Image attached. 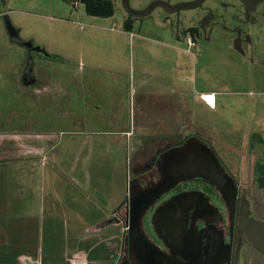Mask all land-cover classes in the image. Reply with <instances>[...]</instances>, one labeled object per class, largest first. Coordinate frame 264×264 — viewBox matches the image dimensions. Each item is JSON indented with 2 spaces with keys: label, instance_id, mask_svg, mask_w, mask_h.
Masks as SVG:
<instances>
[{
  "label": "rangeland",
  "instance_id": "obj_1",
  "mask_svg": "<svg viewBox=\"0 0 264 264\" xmlns=\"http://www.w3.org/2000/svg\"><path fill=\"white\" fill-rule=\"evenodd\" d=\"M9 8L21 37L42 46L46 53L34 55V82L25 83L26 51L11 43L0 21V191L9 194L14 165L17 201H23L29 194L20 191L25 187L27 159L48 162L56 171L60 160L54 158L65 156L60 151L71 142L77 147V159L91 157L95 168L90 175L105 180L107 191H66L65 201L56 191L46 195L32 191L31 195L49 214L55 213L47 203L56 204L63 216L74 214L81 220L94 207L83 203L94 200L97 210L101 202L106 204L99 220L114 218L128 177L142 170L155 152L154 145L195 136L214 147L229 173L261 206L259 217L264 219V87L251 81L243 69L222 55H213L208 63L200 61L191 48L186 47L189 53L174 48L178 43L163 29L135 24L130 32L119 14L90 16L81 3L12 0ZM159 87L173 92L176 112L141 115L142 106L155 110ZM210 92L218 97L213 111L198 100L201 93ZM207 101L214 103L213 98ZM74 103L82 114L71 115ZM67 201L77 204L74 213L63 207L71 206ZM111 230L109 236L120 229ZM32 245L18 247V252L34 254L26 250ZM46 251L56 257L49 245Z\"/></svg>",
  "mask_w": 264,
  "mask_h": 264
},
{
  "label": "flooded vegetation",
  "instance_id": "obj_2",
  "mask_svg": "<svg viewBox=\"0 0 264 264\" xmlns=\"http://www.w3.org/2000/svg\"><path fill=\"white\" fill-rule=\"evenodd\" d=\"M11 1L0 0V21L11 43L20 47L12 42L7 28L8 23L12 24L21 37L20 29L13 25L9 17ZM67 1L75 5L80 3L79 0ZM103 1L112 4L113 16L119 14L124 20L132 21L133 27L137 24L139 28L154 26L167 31L178 43L174 48L179 52L185 53L188 52L186 47L191 48V53L197 52V58L207 63L213 55H222L243 69V74L249 75L251 81L264 87V0ZM21 48L27 54V49ZM35 54L37 53H33L32 58ZM33 69L34 64L27 77L24 73V81L27 83L34 82ZM189 138H180L163 146L155 144V152L147 159L142 170L136 172L133 177H128L120 211H117L116 217L103 225L104 229L116 222V227L120 229L116 231L117 235L104 237V240L96 237V242L92 243L94 247L82 256L74 258L71 257L72 254L67 253V258L71 257L70 259H65L61 254L49 258L46 254L37 252H18V249L15 252L11 243L0 242V264H23L25 260H30L27 264H188L183 261L185 255L182 251L191 248L189 243L181 241L176 244L166 241L160 235L163 230L159 228L157 234L151 222L154 212L161 205L184 193H195L200 210L195 227L198 231L206 230L208 236L198 244L195 256H201L203 261L210 256L214 264H264V254L255 247L248 232L254 226L262 230L256 222L264 225V219L259 217L263 209L256 205L253 196L229 173L214 147L203 140L201 141L215 151L220 163L235 181L238 189L235 191V197L232 198L231 195L226 200L216 188L202 181L183 182L149 205L143 221L144 240L140 241L137 250L132 247L128 225L129 189L131 188L135 195L136 191H153L162 178L157 167L160 156L172 148L181 146Z\"/></svg>",
  "mask_w": 264,
  "mask_h": 264
},
{
  "label": "crops",
  "instance_id": "obj_3",
  "mask_svg": "<svg viewBox=\"0 0 264 264\" xmlns=\"http://www.w3.org/2000/svg\"><path fill=\"white\" fill-rule=\"evenodd\" d=\"M155 92L157 93V97L154 99L155 110H153L152 107L151 109L147 110V106H142L140 110L145 111H142L141 115L150 112L153 115L156 114V116L160 117L171 115L169 114V110L176 112V108L172 102L174 99L172 96L174 94L170 89L159 87ZM212 98L214 102L213 104L207 101ZM198 100H202L207 105H209L211 111L215 110L218 106V97L213 92L201 93ZM195 106L199 109L196 104ZM192 109L193 107L190 106L189 111L192 112ZM76 110L77 104L74 103L73 112L71 115H75L76 112L78 114H82L81 110ZM82 131L87 130L84 129ZM74 144L75 143L67 142L65 144L67 146L64 145L60 151L62 154H65V156H62V158H54V161L60 160V164L55 165L58 166L56 171H54L53 168L48 167V162L43 163L42 161L36 162L32 158L27 159L24 170V174L26 176L25 187L23 190L20 189V191H29V194H25L24 200L20 203L17 201L18 189L16 186V181L18 180V177L16 175V166L13 165L10 167V179L8 187H10V184L11 187L8 190L9 194H6L7 191H0V242L11 243L13 251L16 252L18 247H21L25 244H35L27 247L26 249H30L31 251L37 253H44L48 249L49 245L50 248L56 250L55 256L61 254L62 257L65 256V259H70L71 257L77 258L79 255L82 256L86 251H89L91 247H94L92 243L96 242V237H100L104 240V237L109 236L108 234L110 232L108 231H112L111 229L116 227L117 223L115 222L111 227H106L103 229V225L113 218L106 219V217H104L103 220L98 219L106 211V204H102L104 202L100 203V211L97 210V204L94 200L91 203L89 201L83 203L90 204L89 206L94 207L93 210L88 207V216L84 214V216L87 218L80 220L77 219V217H73L74 214L70 216H63L60 214L59 207L56 206V204H52L50 206L47 203V207L49 206L51 210L54 208V211H52L55 214L46 213L42 207V204L39 205L37 201H35L36 199L34 200V196L31 195L32 191H40V193L43 195L49 194L48 191H56V195L59 194L58 196L61 198V200L65 201V198L62 197L67 196L66 191L73 192V194L76 191H95V189H98V191H107L106 182L104 183L105 180L102 181L101 179H98L94 176V173L93 175H90L91 172H94L93 168H95L94 163H91V157L88 155L86 156L88 158L84 160L81 159L80 156L79 159H77L74 155L75 149L77 147ZM53 147L54 146H52V148ZM81 149V147L78 148V150ZM90 149L91 147L88 146L86 149L87 153H90ZM111 191L114 190L112 189ZM121 193L125 194V191H121ZM121 193L120 200L122 201L124 194ZM67 202L69 204V201ZM69 205L71 206L69 207L68 205L65 206V204H63V207L65 209L68 207L69 210L71 208V211L74 213V211H76L77 204L72 203ZM80 211L81 210L79 208L77 214H80ZM21 216L25 217L24 221H22V219L18 220L17 217ZM42 245H45V247ZM42 247L44 250H46L42 251ZM67 253H70V255L72 254L70 258H67ZM46 255H48L47 251ZM49 258L53 257L49 256Z\"/></svg>",
  "mask_w": 264,
  "mask_h": 264
},
{
  "label": "water",
  "instance_id": "obj_4",
  "mask_svg": "<svg viewBox=\"0 0 264 264\" xmlns=\"http://www.w3.org/2000/svg\"><path fill=\"white\" fill-rule=\"evenodd\" d=\"M7 28L12 42L27 49V68L25 72L27 77L33 67V53L45 55L46 51L43 47L35 45L33 41L23 40L12 24L8 23ZM157 167L162 178L153 191H136L135 195L134 191L131 188L129 189V236L132 241L131 245L136 250L140 241H143L145 237L143 221L149 205L179 184L189 181L205 182L216 188L226 200L231 195L232 198L235 197V191H238L235 181L228 175L215 151L195 136L187 139L181 146L163 153L157 162ZM139 188L142 189L141 186ZM147 196L150 198H147ZM198 203L195 193L180 194L161 205L154 212L151 222L157 234L159 228L163 230L160 235L166 241H173L176 244L181 241L189 243L191 248L182 249V253L185 255L184 262H188V264H214L215 262L210 256L203 261L201 256H195L194 254L198 251L197 246L202 242V239L208 237L206 230L198 231V228L195 227V223L199 218L197 214L200 212L197 206ZM256 223L262 230H258L259 227L254 226L252 227L253 230L250 229L248 232L255 247L264 254V225L259 222ZM187 254H193L194 256L187 257ZM176 260L178 261V259Z\"/></svg>",
  "mask_w": 264,
  "mask_h": 264
},
{
  "label": "trees",
  "instance_id": "obj_5",
  "mask_svg": "<svg viewBox=\"0 0 264 264\" xmlns=\"http://www.w3.org/2000/svg\"><path fill=\"white\" fill-rule=\"evenodd\" d=\"M81 4L85 6L86 12L90 16L109 18L114 14V8L112 4L103 0H79ZM124 27L127 31L133 30L132 21H126ZM264 186V181L261 183Z\"/></svg>",
  "mask_w": 264,
  "mask_h": 264
}]
</instances>
